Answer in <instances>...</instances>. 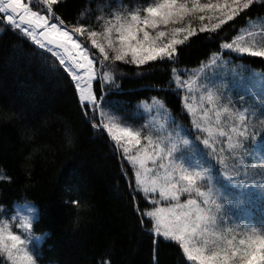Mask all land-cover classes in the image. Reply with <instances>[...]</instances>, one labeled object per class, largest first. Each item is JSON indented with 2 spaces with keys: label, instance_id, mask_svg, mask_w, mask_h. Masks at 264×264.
I'll list each match as a JSON object with an SVG mask.
<instances>
[{
  "label": "snow or ice",
  "instance_id": "snow-or-ice-1",
  "mask_svg": "<svg viewBox=\"0 0 264 264\" xmlns=\"http://www.w3.org/2000/svg\"><path fill=\"white\" fill-rule=\"evenodd\" d=\"M66 2L0 0V35L11 31L50 54L70 78L83 118L106 132L134 169L129 195L139 226L154 244L174 243L184 264H264V218L257 222L247 215L255 200L264 203V167L257 171L252 163L264 165V119L256 122L258 113L264 115V73L234 64L220 52L192 73L171 67L169 86L186 93L182 105L189 128L171 116L172 130L161 125L146 134V125L136 126L120 102L107 99L111 86L119 87L118 65L178 64L179 49L202 33L237 57L264 58V26L220 36L225 25L247 17L256 0H127V6L125 0H107L73 21L60 12ZM165 103L153 96L140 106L167 115ZM73 139L66 122L65 142L71 145ZM11 182L0 167V183ZM25 203L27 214L20 207L0 210V257L8 264H38L34 242L43 239L33 234L38 210ZM154 264H160L158 257Z\"/></svg>",
  "mask_w": 264,
  "mask_h": 264
},
{
  "label": "trees",
  "instance_id": "trees-1",
  "mask_svg": "<svg viewBox=\"0 0 264 264\" xmlns=\"http://www.w3.org/2000/svg\"><path fill=\"white\" fill-rule=\"evenodd\" d=\"M105 2L67 0L60 12L73 21L82 10ZM257 17L264 18V0L256 1L247 17L225 25L220 36L233 35L234 28ZM220 42L202 33L179 49L178 64L118 65L119 87L111 86L107 99L120 102L127 115L135 102L155 96L188 123L181 94L169 86L170 68L207 62L211 53L221 52ZM234 59L264 73V58ZM66 122L74 137L71 145L65 142ZM0 167L12 177L11 183H0V206L28 200L38 210L33 233L43 234L36 246L39 264H154V257L160 264H184L174 243L154 244L139 226L129 195L132 169L106 132L92 129L83 118L70 78L50 54L36 51L11 31L0 35ZM73 199L79 206H73ZM136 199L147 206L140 196Z\"/></svg>",
  "mask_w": 264,
  "mask_h": 264
},
{
  "label": "rangeland",
  "instance_id": "rangeland-1",
  "mask_svg": "<svg viewBox=\"0 0 264 264\" xmlns=\"http://www.w3.org/2000/svg\"><path fill=\"white\" fill-rule=\"evenodd\" d=\"M253 25L256 26V29L258 30L260 26H264V18L263 17H259V18L257 17V18L248 19L246 21L245 25H243L242 27H244L248 30H252L251 26H253ZM198 26H199L198 21L193 22V27H198ZM223 51H225V50H223ZM221 55H223V52H221ZM223 56L225 57V59H232L234 61V64L245 65L242 62H240V60L234 59V57H233L234 54L229 53V54H225ZM246 66L248 68H250L252 72L262 73V72H260V70L251 68L249 65H246ZM198 68L199 67H197V68L192 67V68H184V69H187L189 73H192V72H195ZM210 71H214V70L213 69H206V72H210ZM244 75L247 76L248 73H244ZM203 82L204 81H201V83H203ZM185 94L186 93L181 92V106H182V108H183L182 96ZM196 95H198V94H196ZM233 98L235 99V93H233ZM249 99H251V98L249 97ZM145 100L146 99L139 100V101L135 102L134 108L130 112H128L127 115L129 116L130 119H133V122L136 126L146 125L147 126V127H145V133L146 134L148 131H151L154 129L158 130L161 125H164V127L168 128L169 130H172L173 126L170 124V117L171 116L175 117L177 125L183 124L185 128L190 127V117L188 115H187L188 123H184L183 120L179 119L177 116H175L173 113H171V111L166 106H165V108L167 109V115H164L163 113H157L156 111H152L151 113L145 112L142 109V107L140 106V102L145 101ZM147 101L150 103L151 99H148ZM260 119H264V115H261L258 113L257 117H256V122L258 123ZM120 156H121V154H120ZM122 159L126 163H128L123 157H122ZM252 163H255L257 165V171H260L261 167H264V165H261V162L258 160H253ZM130 167H131V165H130ZM131 169H132V167H131ZM132 173H133V180H134V169H132ZM255 179L257 181H259L261 179V177L257 176V177H255ZM25 201H28V200H23V201L13 203L11 209L16 208V207L24 208L25 214H27L28 204L25 203ZM28 202H31V201H28ZM263 206H264V203H261L260 200H255V202L249 206V210L247 212V215L249 217H254L255 220L257 222H259L262 218H264V212L261 211V207H263ZM2 209H5V208L3 206H0V210H2ZM257 226H259V225L257 224ZM33 234L35 236L43 237V234H35V233H33ZM40 242L41 241L34 242V245L35 246L39 245ZM2 259L3 260L1 262V264H8V262H6V258L2 257Z\"/></svg>",
  "mask_w": 264,
  "mask_h": 264
}]
</instances>
